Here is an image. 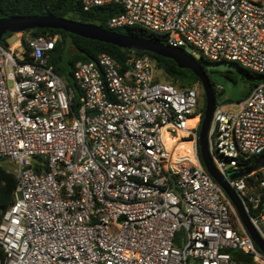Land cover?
Masks as SVG:
<instances>
[{
	"label": "built area",
	"instance_id": "built-area-1",
	"mask_svg": "<svg viewBox=\"0 0 264 264\" xmlns=\"http://www.w3.org/2000/svg\"><path fill=\"white\" fill-rule=\"evenodd\" d=\"M109 4L119 10L109 28L140 26L263 76L247 97L215 102L207 138L264 240V166L228 175L264 151V0H81L85 11ZM16 35L0 44V168L16 180L0 218V264H238L231 250L264 264L201 161L195 86L156 81L148 54L124 67L101 52L75 65L73 108L72 86L47 61L57 35Z\"/></svg>",
	"mask_w": 264,
	"mask_h": 264
},
{
	"label": "trees",
	"instance_id": "trees-1",
	"mask_svg": "<svg viewBox=\"0 0 264 264\" xmlns=\"http://www.w3.org/2000/svg\"><path fill=\"white\" fill-rule=\"evenodd\" d=\"M118 11L119 10L117 9V6L112 4L94 7L91 10L85 11L82 9L81 0H0V16L39 15L52 13L56 16L71 18L86 23H93L105 29L115 30L130 35L147 37L160 43H165V40L161 35L151 32L140 26H126L116 29L109 28L106 25V21L110 17L116 15ZM23 32L29 34L30 36L59 35L57 36L54 48L47 52V61L48 64L52 65L55 72L63 76L68 84L72 86L75 94L73 99V108H78L80 104L78 99L79 92L76 84L72 80L73 69L77 63L89 62L96 58L101 52L110 54L124 67L126 66L125 61L132 54H148L154 63V67L157 70L162 71L168 82L177 88L184 89L193 87L196 83L200 84L199 78L189 69L178 68L171 59L163 58L147 51L123 49L109 43L83 38L78 35L65 32L61 29L33 28ZM9 35L11 34L4 35L0 39V44L7 45L8 43L5 39ZM195 59L198 62L204 60L202 56H199V58ZM242 69L243 76L246 77L248 81V87L243 96V98H245L252 87L262 80L263 76L249 69ZM206 72L210 79L212 89L216 95L217 92L215 89V83L211 80L209 75L212 71L206 70ZM227 72L228 71L225 73ZM200 109V115L202 117L204 105L203 107H200ZM260 156H264V151L258 155L251 156L247 159H242L241 161H244L246 166L236 171H244L250 168L254 164L255 160H257V158ZM15 185L16 180L14 176L6 172L4 168H0V218L3 212L13 201ZM257 192L261 194V198L264 200V189H257ZM230 253L232 258L235 259L238 264H256L250 254H247L241 250H231Z\"/></svg>",
	"mask_w": 264,
	"mask_h": 264
},
{
	"label": "water",
	"instance_id": "water-1",
	"mask_svg": "<svg viewBox=\"0 0 264 264\" xmlns=\"http://www.w3.org/2000/svg\"><path fill=\"white\" fill-rule=\"evenodd\" d=\"M33 28L61 29L83 38L109 43L123 49L147 51L157 56L171 59L178 68L189 69L195 74L200 80L205 97L204 111L198 131V150L201 161L207 172L222 187L231 200L257 248L264 253V240L250 222L235 192L229 187L226 180L213 165L208 152L207 133L212 111L215 106V93L212 89L206 70L243 72L241 66L234 61L225 60L209 61L204 59L198 62L193 56L184 50L173 48L154 39L105 29L93 23H86L71 18L56 16L52 13L0 16V39L4 35L23 32ZM91 61L96 63L95 59H92ZM260 157L259 164L254 163L250 168L241 171V175L264 166V156Z\"/></svg>",
	"mask_w": 264,
	"mask_h": 264
},
{
	"label": "rangeland",
	"instance_id": "rangeland-1",
	"mask_svg": "<svg viewBox=\"0 0 264 264\" xmlns=\"http://www.w3.org/2000/svg\"><path fill=\"white\" fill-rule=\"evenodd\" d=\"M21 34H26L25 32H21ZM59 36V35H57ZM17 39V35L16 33H13L9 36L6 37V42L8 44H12L15 40ZM70 49V47H69ZM187 53H191L193 57L195 58H199L198 53L196 52H192L190 49L186 50ZM212 72H210V78L211 80L215 83V85H220L222 87V89L216 93L215 95V102L218 104H228L231 102H236L239 99L243 98L247 87H248V81L246 79V77L243 76V72H234V71H228L227 73H225L226 71H218V70H211ZM153 72H154V77L156 81H160V82H168V80L165 78L164 74L162 73V71L157 70L155 67L153 68ZM194 86L197 88V91L199 93V108L197 109V111H201L200 107H203V105L205 106V97H204V91L202 88L201 83L198 84H194ZM232 110H234V107L231 108ZM203 113V112H202ZM198 112H195V115H197ZM200 126V124H199ZM199 126L197 127V130L199 131ZM259 159H261V157L257 158V160H255V164H259ZM230 178H235V177H239L241 176V171H231L228 173ZM262 219L264 220V211H263V215H262ZM178 236H181V233L178 234Z\"/></svg>",
	"mask_w": 264,
	"mask_h": 264
},
{
	"label": "bare ground",
	"instance_id": "bare-ground-1",
	"mask_svg": "<svg viewBox=\"0 0 264 264\" xmlns=\"http://www.w3.org/2000/svg\"><path fill=\"white\" fill-rule=\"evenodd\" d=\"M196 118H192L191 120H189L190 124H193L195 122ZM169 141V140H168Z\"/></svg>",
	"mask_w": 264,
	"mask_h": 264
}]
</instances>
